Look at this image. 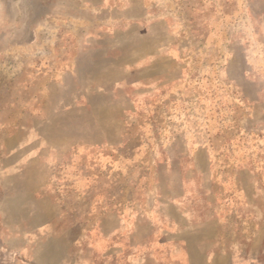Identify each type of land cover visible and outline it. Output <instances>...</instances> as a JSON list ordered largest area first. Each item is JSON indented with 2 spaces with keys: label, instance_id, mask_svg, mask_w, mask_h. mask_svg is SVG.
Listing matches in <instances>:
<instances>
[{
  "label": "rangeland",
  "instance_id": "rangeland-1",
  "mask_svg": "<svg viewBox=\"0 0 264 264\" xmlns=\"http://www.w3.org/2000/svg\"><path fill=\"white\" fill-rule=\"evenodd\" d=\"M0 264H264V0H0Z\"/></svg>",
  "mask_w": 264,
  "mask_h": 264
}]
</instances>
